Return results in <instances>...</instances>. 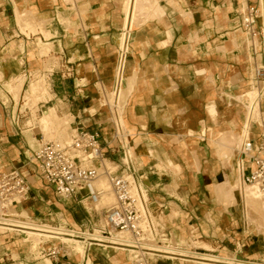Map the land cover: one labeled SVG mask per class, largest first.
I'll return each mask as SVG.
<instances>
[{"label": "crops", "instance_id": "obj_1", "mask_svg": "<svg viewBox=\"0 0 264 264\" xmlns=\"http://www.w3.org/2000/svg\"><path fill=\"white\" fill-rule=\"evenodd\" d=\"M246 1L253 5L258 3V0ZM160 3L166 14L140 27L129 51L126 77H132L136 72V81L125 104L128 139L131 143H138L134 156L142 172H147L149 167L157 169L148 177L144 175L143 179L151 187V200L169 207L166 218L173 208H180L191 222L203 218L209 223L206 214L210 213L216 221L213 225L208 224V232L214 227L219 230L215 185L224 181L225 172L229 170L224 168L223 161L214 164L216 158L219 161L222 158H218L213 141L225 123L230 127L232 123L236 126L239 123L226 111V102L219 94L239 88V83L231 79L239 56L236 52L243 45L233 47L231 38L225 39L228 28L225 23L231 26L239 20L237 11L242 2L160 0ZM226 9L228 13L236 10L234 18L226 20ZM17 11L44 21L43 27L51 32V37L46 40L42 30L34 34L30 32V35L21 32ZM77 11L81 15L78 16ZM181 11H185V15H181ZM61 18L72 25H64ZM122 21V0H0V71L4 78L20 73L28 77L34 72L46 75L53 94L49 101L55 99L73 111L75 115L73 112L66 115L75 117V127L86 120L87 125L94 128L96 122L103 121L96 114L89 116L91 102L83 101L84 93H91V88L96 93L100 89L113 90ZM167 30L172 31L171 38ZM26 31L29 33L28 29ZM38 38L52 46L50 52L41 54ZM166 40L169 43L160 46ZM225 46L227 49H223ZM227 73L233 75L231 79H223ZM80 78L87 83L82 94L76 89ZM98 84L104 89H99ZM28 86L27 80L25 89ZM123 87L128 88L127 81ZM0 89H3L1 81ZM212 102L216 103L218 110L217 123L208 113L207 107ZM7 104L14 109L12 100L1 101L0 107ZM73 106L77 110H71ZM17 116V121L8 116L13 126L11 131H3L5 127L2 125L7 120L4 114H0V155L3 167L21 170L23 164L19 162L22 163L21 155L25 154L23 150L28 147V141L24 133L26 122L19 126ZM260 130L254 129L256 135L253 137L257 138ZM104 134L106 138L110 137H107L105 126ZM194 153L199 157V165ZM158 166L162 168L159 170ZM168 187L174 188V193ZM36 211L35 207L29 210L31 215H36ZM222 211L228 219L224 226H234V212L226 208ZM178 219V216L173 219L176 222L174 227L181 231L189 221H181L180 225ZM226 230L230 240L236 239ZM256 250L255 245L251 251L264 256V250Z\"/></svg>", "mask_w": 264, "mask_h": 264}, {"label": "built area", "instance_id": "obj_2", "mask_svg": "<svg viewBox=\"0 0 264 264\" xmlns=\"http://www.w3.org/2000/svg\"><path fill=\"white\" fill-rule=\"evenodd\" d=\"M237 15L252 58L254 76L258 80V86L264 90L263 0H258L257 5L242 4ZM128 53H125V59ZM122 55L123 50L119 48L117 66ZM258 56L261 57V63H258ZM123 73L125 74V70ZM116 79L115 70V83ZM79 81L76 83V89L82 94L87 83L82 78ZM107 106L110 109V106ZM88 114L92 116L96 112L88 111ZM12 119L14 120L13 116ZM80 119L78 117V120ZM112 123L113 133L109 138L104 134L103 122H96L94 128H91L86 120L80 122V126L71 129L68 138L47 139L42 132L35 133L37 143L34 148L28 146L30 150L28 159L35 163L39 178L61 199L81 205L90 221L87 225L83 223L73 226L58 216L49 217L48 221L52 223L50 225L64 230L63 236L67 237L68 241L59 237L53 240L43 238L38 246L40 259H33L38 261L35 264H89L90 259L91 264H98L95 260V253L98 251L95 245L108 244V239L117 235L130 241L120 245L132 251L128 264H160L164 260L169 261L162 253L152 249L153 245L173 244L168 239L172 232L170 224L173 219L166 218L164 214L169 207L151 200V187L143 179L144 175L148 177L157 169L149 167L148 173L142 172V167L129 153L128 143L118 133L117 124L113 120ZM74 124L75 117L71 126ZM202 137L204 138V134ZM238 152V158L244 162L243 183L253 187L264 203V130L257 138L252 136L245 139ZM106 159L110 161V167L104 165ZM236 169L239 171L238 160ZM101 176L107 179L114 201L99 212L94 208L88 209L85 203L94 205L102 199L103 190L96 186ZM32 190L33 186L19 168L3 167L0 155V234L23 236L11 229L18 227L10 226L6 222L8 219L45 224L43 220L34 219L29 213L32 208L31 201L34 200L31 198ZM23 212L26 213L25 216L17 217ZM193 238L195 240L196 236ZM72 239H78L85 245L86 254L81 259L74 252L75 243ZM228 246L230 249L228 255L243 259L244 264H264V256L250 257L245 253L243 240H230ZM224 249L225 247L222 248ZM217 254L221 255L218 251ZM9 261H15L12 254L10 255L7 250L0 252V264H12ZM186 263L197 264L191 261Z\"/></svg>", "mask_w": 264, "mask_h": 264}, {"label": "bare ground", "instance_id": "obj_3", "mask_svg": "<svg viewBox=\"0 0 264 264\" xmlns=\"http://www.w3.org/2000/svg\"><path fill=\"white\" fill-rule=\"evenodd\" d=\"M122 2H123L122 26L124 28L123 31L126 30V32L124 31V32H122V34L120 33V36L118 38V43L120 46L119 48H122V50H128L129 51L131 48V46H130L131 41H133L134 35L137 32V30L140 27H142L143 25L147 24L149 21L163 17L166 14V10L161 5L160 0H122ZM242 4H243V2H242ZM244 4L245 5H243V6H246V4H247L246 0H245ZM263 6H264V0H263ZM185 13H186L185 11H181V15H185ZM28 16H30V15H28ZM17 19H18L19 24L22 27L21 32L23 31V33L25 32V33H27V35H30V32H33V34L38 32L39 29H41V27H43V23H44V21H39L34 17H27V16L25 17V15L19 11H17ZM61 20L63 22V19H61ZM63 24H66V23H63ZM68 24L67 25L70 26V22ZM26 29L29 30V33L26 31ZM42 32L45 35L46 40H48L47 38L48 37L50 38V36H49L50 31L44 30L42 28ZM166 32H167L168 37L171 38L172 31L167 30ZM240 34L242 36V31L240 29L239 30L237 29L232 34H230V36H231L230 41H231V45L233 47H240L244 43H246L245 46L247 45L246 40L245 41L240 40ZM38 41H39L38 45L40 47L41 54L42 53H48V51L50 50V47H52V46H50V44L45 43L41 38H38ZM167 41L168 40L163 41L160 44V46H163V44H165V43L168 44L169 41L168 42ZM223 49H227V46L223 47ZM246 49H248L247 46H246ZM239 57H240L241 61H243V60L247 61V64L249 66H250V63H252L248 53H247V57L246 56H239ZM257 60H258V63H261L260 56L257 57ZM126 61H127V59L124 58L122 60L121 65L116 69L117 79H116V83H115V89L112 90V94L117 95V97H115V98L113 97L114 98L113 101L111 100V102H113L112 104H110L109 101H105V103L103 105L106 106V104H107L110 106V109H111V110H109V112L111 111L110 112V114H111L110 118L113 121L115 119L114 122L117 124L118 133L120 134V130H123V132H127V136L126 135L125 136L129 137L128 129H126V127L124 125L125 121H123L122 115L124 113V108H125L127 97L131 93L132 87L136 81V72L134 73V76H132V77L127 78L126 76H124L123 72H124V65L126 64ZM0 76H1V73H0ZM249 76L252 77L251 78V80H252L251 81V84H252V87H251L252 90L251 91L250 90L244 91L243 94H239V95H237V94L232 95V94L223 92V98H224L225 102L227 101L226 102L227 107L233 105L232 102L228 101L229 99L235 100V102H238V104H239V102L240 103L243 101L246 102L245 104H243L244 111H245V117H244V120L242 122L243 128L241 129V131H238L237 126L234 123H232L231 124L232 127L225 129L223 131H218L219 135H218L217 139H215V141H213L218 146L219 152L222 150L224 152V156H227L229 163L231 162L233 157L239 153L238 151H239L243 141L245 139H249L252 136L256 135L253 131L254 129H256V128L260 129L261 128V131L264 130V113H263L262 108H261V94L259 93V90L257 89L259 87L258 86V80L254 76L253 69L250 71ZM0 78H2V76ZM12 80H14V79H12ZM26 81H27L26 75L22 74L15 79V82L13 81L8 86L5 84L6 85L5 87H8L6 89L11 94L16 105L19 104L24 91H26L25 99H27L30 102L31 101L33 102V100L40 97V95L43 92L45 93V91L47 90L45 85H44L45 82L42 80L39 81L38 83L29 84L28 88L25 90ZM125 81H127V83H128V88H126V89L123 87V84L125 83ZM120 100L121 101L123 100L122 104H119ZM36 101L37 100H35L34 102L36 103ZM23 106L24 105H22V107ZM113 110L115 112V118L114 119L112 118V115H114ZM179 111H182V109ZM208 113H209L210 117L213 119V121L215 123H217L218 110H217L215 103H210V105L208 107ZM33 122H32V120H30V121H28V124L33 126ZM69 122H70V119H68V120H67V118L62 119L58 115L56 109L54 107H50L46 113L42 114V116H40L39 118L36 119V122H35L36 126L34 127L33 131H34V134L36 131H40L44 135H47L49 132H51V133H54L55 136L57 135L58 137H63V134H65L69 129ZM204 127L202 129H204ZM69 135L70 134H68L67 136L69 137ZM121 137H122V135H121ZM126 139L127 138H125V140ZM216 150H217V148H216ZM129 153L131 156H133L135 158L131 149L129 150ZM194 155H195L196 161L199 165L200 164L199 157L197 156L196 153H194ZM237 160L239 162V171H238V169H236V166L234 167L233 164H229L228 162H226V160H224L225 161L224 162V168L228 167L231 169V171H235L236 178L234 180H232L231 176L225 172L224 181L222 183H217L215 185V195H216L217 201H218V199L223 200L222 198H225L226 200H228V202L231 201L230 203H235V202H240V201L243 202V205L245 207L244 210H245L247 222L253 224L255 226V228H257L258 231L262 230V232H263V229H264V203L260 200L257 191L253 187H250V186L245 185L243 183V181H242V170L244 167V162L241 158H238ZM108 163H110V161L108 159H106L104 165L108 166ZM158 167H159L158 168L159 170H160V168H162L160 166H158ZM96 186L103 190L102 199L94 205L89 203V202H86L85 204L88 207V209L94 208L97 211L102 212V210L104 208L108 207L109 205H111L113 203L114 196H113V193L111 191L110 185L104 176H101V178L96 182ZM176 212H178V211H176ZM25 215H26V213L23 212L21 214H18L17 217H19V216L21 217V216H25ZM170 216L173 217V215H170ZM176 216H177V213H176ZM206 216L209 218L210 215H206ZM64 220L67 222L69 221L72 225H73V223L75 224L74 219L71 217H66ZM6 222L9 223L10 226L18 227V228H11V229L16 230V231H18V234L23 235L22 239L24 238L25 242H27L28 245L31 247V248H29L30 251L31 250H33V252L37 251L38 254H39L38 246H39V244L43 238H48V239L53 240L56 237H59L60 239H63L64 241H68L67 237L63 236L65 233L64 230L59 229V228H54L53 226H51L48 223H45V224H39L37 222L32 223V222H28L26 220H21V219H16V220L8 219V220H6ZM212 224H214V223H212ZM75 226H78V225L75 224ZM0 232H1V230H0ZM54 234L62 235V236H55ZM86 236H89V235L86 234ZM72 240H74V243H75L74 252L81 259V257L86 254L85 245L81 241H79L78 239H72ZM108 241H109L108 244H101V243L96 244L95 246L97 247V250H99L100 248L109 249L112 251L114 258H119L120 260L126 259L129 263L131 260L132 251L129 248L120 247V245L129 243L130 241L127 239H124V237L120 236V235L110 237L108 239ZM180 242L181 243H177V242H173L171 240V243H173V244H170V243L166 244L165 243V244L153 245L152 249H153V251L162 253L164 258H167V260H169V261H173L177 258H179L181 260V262L191 261L190 259L195 258L194 255H198L197 259H199V261L194 260L191 262H195L197 264H233L235 262L241 263V264L245 263V261L243 259L234 258L232 255H228V254L218 255L217 254L218 250L216 248L209 246V245H206L205 243L204 244H201V243L197 244V247L199 246L201 249H204V252L198 253L197 247L194 246L196 244L195 242L190 240V242L187 243V241H185V239H182V238H181ZM14 244H16V243H14ZM178 244H180L181 247L176 246ZM127 245H130V244H127ZM187 246H189V248H187ZM192 246H194L197 249V250H195L197 253L192 252V250H191ZM98 247H100V248H98ZM16 255H18V254H14L13 256L17 257ZM182 257L189 258V259H185ZM89 264H91V259L89 261Z\"/></svg>", "mask_w": 264, "mask_h": 264}, {"label": "rangeland", "instance_id": "obj_4", "mask_svg": "<svg viewBox=\"0 0 264 264\" xmlns=\"http://www.w3.org/2000/svg\"><path fill=\"white\" fill-rule=\"evenodd\" d=\"M238 2H240V3L243 2V4H244L245 0H238ZM80 10H81L80 11L81 13L84 12V10L82 8ZM235 11L228 13L227 9H226L224 12V14H225L224 16L226 17V20L234 18ZM80 12L78 13V11H77L78 16H79ZM187 15L189 17H191V14H189V13H187ZM232 15H233V17H232ZM228 16H229V18H228ZM27 17H33V16H27ZM61 19H63V18H61ZM67 21L68 20L63 19V22H62V20H61L62 23H66L64 25H67L70 22V21H68V23H67ZM71 24L72 23L70 22V25ZM225 25L228 26V28L225 30V33L227 34V36L225 38L226 40L231 38L230 34H232L235 30L240 29L238 19L236 20V23L234 22L233 24H231V26H229L228 23H225ZM42 28L44 30H47L44 27H41V29H39V31H41ZM123 29L124 28L122 26L120 31H119V36H120V33L122 34V32H124V31L126 32V30L123 31ZM51 35H52L51 32H49L50 37H51ZM171 37H172V35H171ZM47 39H49V37ZM240 40L245 41V37H244L243 33H242V36L240 34ZM38 43H39V41H38ZM131 43H132V41H131ZM245 44L246 43L243 44L240 51L236 52L237 55L247 57V53L249 51H248V49H246L247 45L245 46ZM130 46H131V44H130ZM129 51L123 50V55H122L123 57L120 60L121 62H119L118 66H117V63H118V54H117V61H116L115 67H114L115 70H116V67L118 68L121 65L122 60L125 58V53L129 52ZM248 55H249V53H248ZM239 56H238L236 63H235V67H236L235 75L233 76V75H231V74L229 75V73H227L223 77V79H228V78L231 79L233 76V78L231 80L239 83V88H236L231 92L227 91L229 94H232V95H235V94L239 95V94H243L244 91H249V90L251 91L252 90L251 89V87H252L251 78L252 77L249 76V73L253 69V62L250 63V66H249L247 64V61H245V60L241 61ZM129 57H130V54L128 53L127 64L124 65V70H125L124 76H126L125 66L128 65V62L130 59ZM250 59L252 61L251 56H250ZM260 60H261V57H260ZM49 63H51V60L49 61ZM115 70H114V82H115ZM0 73L2 76V78H0V81L2 83V88H3V89H0V103H1V101H4L7 103L8 101L12 100L15 104L14 109H12L11 107H8V104L4 108L0 107V114H4L5 115V121L7 120V122H5L2 125V127H5L3 131H11V129H12L13 125L9 122L10 120H9L8 116L11 115V116L15 117V120L17 121L18 120L17 115H19V118H20L19 126L22 127L24 125V123L26 122L25 123L26 127L24 129V133H25L26 139L28 141L27 146H29L30 148H34L36 146V143H37V139H36V136H35L34 131H33L34 127L36 126V124H35L36 119L39 118L40 116H42V114L46 113L50 107H54L56 109L58 115L62 119H66V118H67V120L70 119L69 129L65 134H63V137H58L57 135L55 136L54 133L49 132L47 135H44L45 138H47V139H51V138H55V137L67 138L68 137L67 135L70 134L71 129H75L74 128L75 125L71 126V122L73 120V117L66 115L68 113H72L73 111L72 112L69 111L68 108L64 104L60 103L59 101H57L55 99L52 101H49L52 99L53 94L50 90L49 81H48L46 75H42L41 73H38V72L32 73V75L29 77L26 75L27 80H28V85L31 83H38L39 81L42 80L45 82L44 85H45L47 90L45 91V93L43 92L40 95V97L35 99V100H37L36 103L34 102L35 100H33V102H34L33 103L32 101L30 102L27 99H25L26 91H24L19 104L16 105L11 94L6 89L8 87H5V86L6 85L8 86L13 81L15 82V79L18 76H20L22 74L25 75V74L20 73L18 75H12L9 78H4L3 73L1 71H0ZM12 79H14V80H12ZM98 86H99V89L101 87H102V89H104V86L102 84H98ZM257 89L259 90V93L261 94V103H262V100L264 97V90H261V87H258ZM91 93L90 92L84 93L83 101H86V102L90 101L91 102V107L89 109L92 113L96 112V116L101 118V120L106 124L105 128H106V133H107V137H108V135H111L113 133V123H112V120L110 118L111 117V114H110L111 111L109 112V110H111V109H109V107L107 105L104 106L103 104L105 103V101H109V103L112 104L113 102H111V100L113 101V99L115 97H117V95L112 94V89L111 90L106 89L103 91L100 89L99 93H96L91 88ZM102 94H103V96H102ZM219 96H220V98H222L221 100H224L223 92L220 93ZM6 99H7V101H5ZM40 101H42V102H40ZM228 101L232 102L233 105L229 106V107L226 106V111H228V113L234 115L237 118V121L239 122L237 125V128H238L237 130L240 131L241 128H243L242 122H243L244 117H245V111H244L243 104H245L246 102L243 101L241 103L239 102V104H238V102H235V100L229 99ZM46 102H48V103H46ZM122 102H123V100L122 101L120 100L119 104H122ZM212 103H215V102H212ZM38 104H39V106H38ZM22 105H24V106L22 107ZM215 105H216V103H215ZM55 106H57V107H55ZM74 109L77 110V107L76 106L71 107V110H74ZM262 110L264 112V100H263V104H262ZM11 111H12V114H11ZM113 112H114V110H113ZM124 112H125V108H124ZM73 114L75 115L74 112H73ZM112 118L113 119L115 118V112H114V115H112ZM122 118H123V121H125L124 113L122 115ZM30 120H32V122L34 121L33 126L27 124V122ZM114 121H115V119H114ZM124 125H125L126 129H128L126 122L124 123ZM228 128H230V124L225 123L223 129L220 131H223V130L228 129ZM261 132L262 131L260 130V132H257V134L261 133ZM120 134L122 135L124 140H125V138H127L125 140V142L128 141L127 142L128 143V150L131 149L132 153L134 155L135 145L138 146V143L137 142L136 143L129 142L128 137H126L127 132H123V130H120ZM192 134H193V132H192ZM218 135H219V133L217 132L216 137H218ZM213 146L215 148H217L216 151H218L217 153L219 154L218 158L219 159L222 158V159H220V161L216 158V160H214V164H216L217 162L221 163V161H223V164H224V162H225L224 160H226V162H228V158H227V156H224V152L222 150L219 152L218 146L215 143ZM29 147L24 148L23 151L25 154L21 155L22 163L21 162H19V163L21 165L23 164L22 165L23 168L21 169V171H24L26 173L29 182L33 186V190L31 192V198H34V200L31 201V203H32V207H35L37 211L35 212L36 215L34 214V215H32V217L34 219H41V220H43L44 223H49V224H52L51 222L48 221L49 217L56 218L57 216L62 218V219H65L66 217H71L75 220V224L78 226L80 224H83V223L86 225L89 224V222H90L89 218L85 212V209L81 205L75 203L74 201L61 199L60 197H58L53 192V190H51L39 178L35 165L33 163H31L30 160L28 159L30 157ZM237 159H238V154H236V156L233 157L231 162L230 163L228 162V163L233 164V166L235 167ZM110 166H111V163H108V167H110ZM226 169L229 170L228 174L231 176L232 180H234L236 178L235 171H231V169L228 167ZM168 190L171 193H174V188L168 187ZM222 199L223 200L218 199V201H217V209L219 210L218 215L220 217L218 220V224H217V226L219 227V230H216L217 227H214V229L211 228V230H209V232H208V230H207L209 227L208 224H210V223L212 224L216 221L215 219L212 218L210 213L206 214V215H210L209 218L206 216V218L208 219V221L210 223H207V221H205V219H203V218L202 219L197 218V219L193 220V222H191L188 218L187 219L185 218L186 213L182 212V210L180 208H173L172 212L170 214V215H173V217L170 215L168 216V218L170 220H172L178 216V218H179L178 223L180 225L182 224L181 221L184 222L185 220H187L189 222L185 223V226H182L183 229L180 231L174 227L176 222H174V220H173V225H171L173 227H170L172 232L169 234L168 239L172 240L173 242H177V243H181L180 242L181 238L185 239V241H187V243H189L191 240V241L196 243L194 245L196 247H197V244H199V243H201V244L205 243L206 245L217 248L218 253L220 252L221 255H224V254L230 253V251H229L230 249H229L228 245H229V241L231 238H230V236H228L229 232L226 230V229H228L231 233H233L232 235L235 236L236 239L243 240L244 251H245V253H247L248 256L257 257L258 255L255 254L254 252H252L251 250L254 248L255 245L257 246L256 252L259 250H264V229H263V232H262V230L258 231L257 228H255V226L253 224L247 222L245 210H244L245 207L243 205V202L240 201V202L230 203L231 201L228 202V200H226L225 198H222ZM216 200H217V198H216ZM223 205H225V206L223 207ZM230 206H233V207L229 208ZM223 208H226L229 212H232V211L234 212V226H232L231 224H229L226 227L224 226L225 223H228V219L222 211ZM176 211H178V212H176ZM175 212L177 213V216H176ZM167 213L168 212L164 211L165 215H167ZM221 213H223V214L220 215ZM49 214H51V215L48 216ZM68 223L71 224L69 221H68ZM75 224L73 223V226H75ZM245 224L247 226H245ZM184 227H185V229H184ZM189 227H191V228H189ZM193 230H195V231L193 232ZM186 231H187V233H186ZM194 236H196L195 240H193ZM246 236H247V238H246ZM22 237L23 236H16L15 234H11V235L0 234V244H1L0 252L7 250V251H9L10 255L12 254V256L14 254H18V255H16L17 257H14V256L12 257L15 260L14 262L9 261L12 264H22V263L23 264H35V263H37L38 261H33V259H35V260L40 259V255L37 253V251L36 252L34 251L35 253L33 252V250L30 251L29 248H31V247L28 245L27 242H25L24 238L22 239ZM220 240H223V242H220ZM14 243H16V244H14ZM178 246L181 247L180 244H178ZM194 246L191 247V250L193 253H195L196 252L195 250H197V249H198L197 250L198 253L204 252V249H201L199 246L196 249ZM223 247H225L224 250H222ZM187 248H189V246H187ZM112 256H113V254H112L111 250L100 248L95 253V260L97 261L98 264H127L128 263V261L126 259L120 260L119 258H114V256L113 257ZM194 257H195L194 259H190V260L191 261H194V260L199 261V259H197L198 255H194ZM182 258H185V257H182ZM185 259H189V258H185ZM27 261H29V262H27ZM160 264H192V263H186V261L181 262V260L179 258H177V259L173 260V262H171V261L169 262V261L164 260Z\"/></svg>", "mask_w": 264, "mask_h": 264}]
</instances>
